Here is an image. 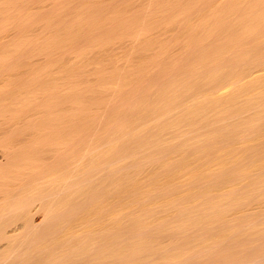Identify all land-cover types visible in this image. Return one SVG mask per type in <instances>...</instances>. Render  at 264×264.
Returning <instances> with one entry per match:
<instances>
[{"label": "bare ground", "instance_id": "1", "mask_svg": "<svg viewBox=\"0 0 264 264\" xmlns=\"http://www.w3.org/2000/svg\"><path fill=\"white\" fill-rule=\"evenodd\" d=\"M0 264H264V0H0Z\"/></svg>", "mask_w": 264, "mask_h": 264}]
</instances>
